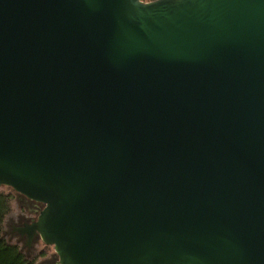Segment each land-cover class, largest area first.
Here are the masks:
<instances>
[{
    "label": "water",
    "instance_id": "obj_1",
    "mask_svg": "<svg viewBox=\"0 0 264 264\" xmlns=\"http://www.w3.org/2000/svg\"><path fill=\"white\" fill-rule=\"evenodd\" d=\"M1 186L56 264H264V0H0Z\"/></svg>",
    "mask_w": 264,
    "mask_h": 264
},
{
    "label": "rangeland",
    "instance_id": "obj_2",
    "mask_svg": "<svg viewBox=\"0 0 264 264\" xmlns=\"http://www.w3.org/2000/svg\"><path fill=\"white\" fill-rule=\"evenodd\" d=\"M145 2H152L155 0H143ZM11 195L13 199L11 201V212L6 218L4 225V239L11 244H16L20 247L22 252L31 260L34 264H56L59 262V256L53 246L46 245L41 238L35 240L32 245H27L26 241L21 239L20 236L13 233L14 227H17L20 222L21 216L28 217V210L24 208L20 202L22 195L18 194L10 187L1 186L0 195ZM24 197V196H23ZM40 213L37 214V217Z\"/></svg>",
    "mask_w": 264,
    "mask_h": 264
},
{
    "label": "trees",
    "instance_id": "obj_3",
    "mask_svg": "<svg viewBox=\"0 0 264 264\" xmlns=\"http://www.w3.org/2000/svg\"><path fill=\"white\" fill-rule=\"evenodd\" d=\"M13 196L0 195V264H34L16 244H11L3 238V226L11 212Z\"/></svg>",
    "mask_w": 264,
    "mask_h": 264
},
{
    "label": "flooded vegetation",
    "instance_id": "obj_4",
    "mask_svg": "<svg viewBox=\"0 0 264 264\" xmlns=\"http://www.w3.org/2000/svg\"><path fill=\"white\" fill-rule=\"evenodd\" d=\"M22 200H20L22 206L28 210L29 216H21L20 222L17 227H14L13 233L20 236L21 239L25 240L27 245H32V243L39 239V236H34L32 241H30L29 234L25 231L28 226L32 225L33 222L37 220V214L42 211L44 205L39 202H35L32 200L27 199L26 197L22 196Z\"/></svg>",
    "mask_w": 264,
    "mask_h": 264
},
{
    "label": "crops",
    "instance_id": "obj_5",
    "mask_svg": "<svg viewBox=\"0 0 264 264\" xmlns=\"http://www.w3.org/2000/svg\"><path fill=\"white\" fill-rule=\"evenodd\" d=\"M5 222H6V220H5ZM4 225H5V223H4ZM3 234H4V226H3ZM3 238H4V235H3Z\"/></svg>",
    "mask_w": 264,
    "mask_h": 264
},
{
    "label": "built area",
    "instance_id": "obj_6",
    "mask_svg": "<svg viewBox=\"0 0 264 264\" xmlns=\"http://www.w3.org/2000/svg\"><path fill=\"white\" fill-rule=\"evenodd\" d=\"M143 1V0H142ZM143 2H145V1H143Z\"/></svg>",
    "mask_w": 264,
    "mask_h": 264
}]
</instances>
